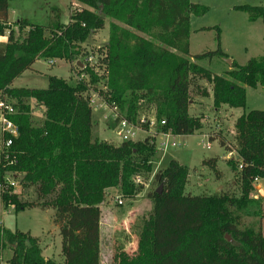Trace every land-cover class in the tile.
Returning a JSON list of instances; mask_svg holds the SVG:
<instances>
[{"label": "trees", "instance_id": "1", "mask_svg": "<svg viewBox=\"0 0 264 264\" xmlns=\"http://www.w3.org/2000/svg\"><path fill=\"white\" fill-rule=\"evenodd\" d=\"M9 1L0 0V100H15L11 103L15 113L8 118L17 134L9 137V147L1 148L0 143V183L14 179L23 189L31 188L33 198L22 200L12 188L1 190L0 198L5 207L15 210L53 209L63 259L43 257L35 236L0 224V248L11 251L5 264H100V204L106 189L118 188L125 199L139 192L141 184H134L133 177L153 172L154 139L147 135L141 141L112 144L94 136L96 120L89 91L98 78L87 63L80 71L88 80L68 83L52 75L45 88L12 87V81L40 58L50 64L57 59L78 60L81 44L110 18L118 23L109 22L99 62L107 72L104 99L122 114L111 126H117L121 118L137 122L140 102L135 94L143 92L156 108L158 124L164 121L157 127L160 131L190 135L201 127L202 118L188 112L190 76L211 85L215 109L244 107L246 86H264V56L243 65L231 61L222 74H212L195 63L227 55L220 48L219 35L216 49L189 53V16L206 12L190 0H71L68 21L47 25L26 19L9 21ZM235 8L264 24V5ZM140 33L162 45H154ZM28 100L43 107V119L37 125L31 122ZM233 127V148L239 159L229 162L231 185L239 187L242 195L243 186L254 178L264 179V110L242 113ZM219 142L230 149L223 140ZM216 162L217 157H211L202 164L218 175ZM188 174L189 168L174 159L153 172L156 187L146 193L151 210L143 219L136 250L116 252L112 264H264V234L259 228L241 227L235 212L247 200L226 190L202 195L185 192Z\"/></svg>", "mask_w": 264, "mask_h": 264}, {"label": "rangeland", "instance_id": "2", "mask_svg": "<svg viewBox=\"0 0 264 264\" xmlns=\"http://www.w3.org/2000/svg\"><path fill=\"white\" fill-rule=\"evenodd\" d=\"M71 0H10L8 14L11 19H26L29 22L47 25L51 21L65 23L70 13ZM206 8L201 16L190 15L189 53L197 54L214 50L218 46L219 35L220 48L226 53L227 58H211L195 60L199 66L208 69L212 74H222L230 67L226 59L243 65L248 59L264 56V24L261 19L251 21L249 14L236 9L237 5L261 6L264 0H190ZM109 22L118 23L107 18L104 27L91 33L81 44L82 53L78 60L72 63L66 60H54L52 64L47 59H37L32 66L24 70L11 83L12 87L45 88L49 76L65 78L68 83H74L76 79L88 80L87 74L80 71L83 64L93 67L94 74L98 78L95 85L90 86V97L93 99L92 112L96 120L93 134L99 140L112 144H118L121 140L117 131L120 127L111 126L113 120L112 109L106 103L104 95L108 92L107 72L99 60L103 57L105 44L108 39ZM154 45H162L156 38L140 33ZM5 39L4 37L2 40ZM96 66V67H95ZM83 75V76H82ZM206 92V95L203 94ZM128 95V92H124ZM137 95L140 105L137 110L138 130L133 141H141L145 136L154 139L155 133L161 129H150L145 121L156 117V108L149 103L143 92ZM246 102L244 107L232 108L221 105L215 109L212 104L211 85L203 78L190 76L189 79V114L201 115V127L190 135H181L174 138L179 143L176 147H168L164 151L156 149L159 140L154 139V153L151 155L153 167L157 169L165 167L171 159L189 168L186 180L185 192L192 195L214 194L223 190L234 192L237 196H243L246 205L235 212L240 216L241 227L261 229L264 234V179L258 178L255 183L240 188L231 185L232 175L229 162L233 159L226 157V150L220 145L223 140L230 148H235L233 127L235 119L251 109L264 110V86L251 88L246 86ZM4 101L14 103L12 98L5 97ZM31 105V122L35 125L43 119V107L34 100H28ZM116 114L122 115L118 107ZM145 120V121H142ZM143 123H142V122ZM145 126V128L143 127ZM1 130V129H0ZM0 131V143H1ZM214 138V139H213ZM213 139V140H210ZM209 143V148L205 146ZM234 147V148H233ZM159 154V160H158ZM211 157H217L216 172L202 161ZM153 169V168H152ZM143 172L139 192L131 199L121 196L120 193L106 192L101 204V218L99 231V261L100 264H112L114 254L124 251L132 254L137 247L138 235L143 219L151 210V201L147 198V191L154 189L156 184L152 182V174ZM14 191L22 200L33 198L31 188L23 189L19 182L15 181ZM245 192V193H244ZM116 197V198H115ZM121 200L119 203L118 200ZM105 201V202H104ZM54 211L51 208L39 206L25 207L15 210L13 206L5 207L0 198V224L8 230L29 232L38 239L41 254L45 258L54 261H62L60 250V236L57 226L53 223ZM8 248H0V264H5L10 254Z\"/></svg>", "mask_w": 264, "mask_h": 264}, {"label": "built area", "instance_id": "3", "mask_svg": "<svg viewBox=\"0 0 264 264\" xmlns=\"http://www.w3.org/2000/svg\"><path fill=\"white\" fill-rule=\"evenodd\" d=\"M93 103H94L93 99L90 97L91 108H92ZM110 108L112 109L113 116H115L114 118H116L117 116H121L119 114H116V112H115V110L117 109L116 106H110ZM14 113H15V109L11 103L6 102L4 100H0V129H1L0 131H1V137H2L1 138V145H2L1 148H4V149L9 147V145L11 144V138H9V137L16 136V134H17L16 125L8 118L9 115L14 114ZM142 121H145V120H142ZM138 123H139V119L134 124V123L127 121L125 118H121V120L119 121V123L117 125V127H120V129L117 131V134L119 135L121 140L133 139V137L137 133L136 130H138V127H137ZM145 124L150 129L154 130L156 127L162 126L164 124V121L160 120L159 124H158L157 120L152 118V119L146 120ZM143 127L145 128V126H143ZM158 133H159L161 138L159 139L158 143L156 144L157 145L156 149H158L159 151H164L168 147L172 148V147H176L179 145V143L176 142L174 140V138L177 136H181V135H175L170 130L159 131ZM158 133H155V135ZM4 135L7 136L6 139L3 138ZM205 147L209 148V143H207V145ZM226 151H227L226 157L228 159H230V158H232L234 160L239 159L238 155L234 149L230 148L229 150H226ZM257 180H258V178H254L252 183H255ZM133 181H134V184H136V185L144 184L143 178L140 175L134 176ZM15 185H16V182L14 179L7 178L4 183H0V191L4 190L6 188H12L14 190ZM116 199H118V197ZM118 202L120 203L121 200L119 199Z\"/></svg>", "mask_w": 264, "mask_h": 264}, {"label": "crops", "instance_id": "4", "mask_svg": "<svg viewBox=\"0 0 264 264\" xmlns=\"http://www.w3.org/2000/svg\"><path fill=\"white\" fill-rule=\"evenodd\" d=\"M8 19H9V21H13V20L11 19V17H10L9 14H8ZM67 21H68V20H67ZM65 23H66V22H65ZM157 133H158V132H157ZM156 135H157V136H156ZM156 135L154 136V139L159 140V139L161 138L160 135H159V133L156 134ZM159 158H160V157H159V154H158V160H159ZM155 161H157V159L154 160L153 163H154ZM155 170H156V168L153 169V172H154ZM152 174H153V173H152ZM106 192H113V193L115 194V193H118V192H119V189H118V188H108V189H106ZM106 192H105V193H106ZM119 193H120V192H119ZM119 196H121V193H120V195H116V197H119ZM116 197H115V198H116ZM104 202H105V201H104ZM102 203H103V202H102ZM102 203H101V204H102ZM101 204H100V208H101ZM103 204H104V203H103ZM10 255H11V252H10L9 256H10ZM9 256H8V257H9ZM8 257H7V258H8Z\"/></svg>", "mask_w": 264, "mask_h": 264}, {"label": "water", "instance_id": "5", "mask_svg": "<svg viewBox=\"0 0 264 264\" xmlns=\"http://www.w3.org/2000/svg\"><path fill=\"white\" fill-rule=\"evenodd\" d=\"M226 62H227L228 64H230V62H231V61H230V60H228V59H226ZM157 191H158V192L160 191V187L158 188V190H157ZM226 238H227L228 240H230L228 236H226Z\"/></svg>", "mask_w": 264, "mask_h": 264}]
</instances>
